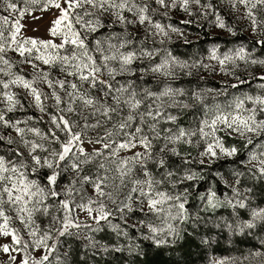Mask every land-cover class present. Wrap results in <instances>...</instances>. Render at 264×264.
Masks as SVG:
<instances>
[{
    "label": "snow or ice",
    "instance_id": "obj_1",
    "mask_svg": "<svg viewBox=\"0 0 264 264\" xmlns=\"http://www.w3.org/2000/svg\"><path fill=\"white\" fill-rule=\"evenodd\" d=\"M19 2L0 0L6 11L17 14L7 29L8 36L4 35L2 25H8L9 19L0 16V64L6 66L0 68V73L8 77L0 79V127L15 133V138L11 134L0 135V142L8 145L10 152L7 156L0 155V236L11 237V244L0 245V251L9 253L13 264L16 256L11 252L21 254L19 264H52L50 257L65 243V238L81 239L82 229L89 233L103 231L102 222L115 233L116 243H102L94 235H85L83 239L87 241L85 248H99L105 254L138 251L139 245L132 243L128 229L157 247L174 245L184 239L186 229L182 225L198 223L204 219L201 212L221 207L231 208L236 217L222 225L229 232L244 234L258 223L264 225V208L252 209L248 220L240 218V210L248 208L247 193L252 192L251 188H245L241 193L237 187L244 175L242 171H234V184L225 181L231 197L225 194L221 199L214 185L209 184L196 196L200 211L193 214L189 210L193 190L205 179L203 169L222 158L238 157L240 148L235 144L227 146L226 140L242 141L244 148L252 146L246 159L238 162L242 167L251 164L248 173L264 180V93L234 95L224 103L215 101V96L228 95L227 87L238 88L249 82L235 74L238 62L264 66V59L254 58L243 45L223 53L213 47L208 59L216 61L221 72L233 75L237 83L226 85L223 91L205 89L191 94L165 83L153 91L138 86L137 80L143 81L149 74L174 80L177 68L189 69L191 75V68L212 66L202 62L189 65L170 51L160 56L161 49L146 46L149 37H168L169 30L182 35L177 27L155 21L153 14L157 9L151 8L147 0H23L22 9ZM155 3L165 9L179 6L189 15L193 14L190 5L195 4L202 14L214 15L219 28L235 35L210 2L155 0ZM227 3L237 10L242 6L252 31L264 37V19L257 15L264 11V0H227ZM29 5H40L42 12L58 11L48 33L58 38L59 43L55 39L20 37L26 27L21 21L33 11ZM32 19L40 17L32 15ZM136 25L147 26L146 35L139 41L129 31L130 26ZM117 27L122 31H116ZM257 43L264 44V39ZM9 50L17 52L24 58L22 62L31 66L34 71L31 79L11 71L13 65L5 58ZM56 71L63 78L54 76ZM118 77L126 79L121 82ZM252 78L264 80V75ZM38 83L49 91L37 87ZM13 87L25 89L31 98L30 106L48 116L46 132L35 126L33 117L9 118V113L24 107ZM213 92L214 102L209 105L206 94ZM189 95L194 103L181 99ZM49 100L51 105L47 103ZM196 105L200 106L197 109L200 115L195 126H182L180 114ZM169 109H174L175 114ZM101 129L103 134L97 131L95 138L89 137V131ZM13 144L18 147L12 148ZM86 144L100 147L89 151ZM181 145H195L202 147V151L193 158L190 152L181 151ZM122 152L131 155L122 156ZM194 164L201 170H194ZM89 165L95 166L94 171H85ZM66 177L67 182L62 184ZM85 185L92 188L93 195H87ZM79 213H85L91 223L82 221ZM38 216L48 220L43 228L37 223ZM115 217L126 227L112 223L111 218ZM13 220L23 225L28 240L11 226ZM130 220L135 222L129 223ZM121 237L129 243L120 244ZM29 249L40 251L41 255L35 257ZM251 256L261 257L264 264V253L255 252ZM55 261L65 264L58 255ZM217 264L227 262L221 260Z\"/></svg>",
    "mask_w": 264,
    "mask_h": 264
},
{
    "label": "rangeland",
    "instance_id": "obj_2",
    "mask_svg": "<svg viewBox=\"0 0 264 264\" xmlns=\"http://www.w3.org/2000/svg\"><path fill=\"white\" fill-rule=\"evenodd\" d=\"M147 2L150 4L151 8L157 9V12L153 14V19L155 21H158L162 25H172L174 27H177L180 29V32L182 35L178 33H172L169 30V36L168 37H162V36H155V37H149V39L146 41V46L149 48H158L161 49L160 56L165 55V51H170L175 57H177L182 62H187L189 65L193 63L199 64L202 62L203 64L211 65L209 69H205L203 67H195L191 68V75L188 74L189 69H179L177 68L176 76L174 80H168L164 77H156L151 74L145 77L143 81L137 80V84L140 87H147L153 91H158L160 88L164 86L165 83H170L173 87H179L185 89L189 94L193 91H200L205 89H214L217 91H223L225 90L226 85L237 83L235 77L233 75H229L226 72H221L219 70V66L216 64V61L209 60V52L213 47H216L219 49L221 53L228 51L229 49H234L236 47H239L243 45L245 48L249 49L252 53L254 58L264 59V46L258 45L252 41H258L260 39H264V37H261L258 32L254 33L252 31L250 22L245 18V10L242 6H238L237 9H233L229 3H227V0H201V3L210 2L213 5H215L216 10L221 15V17L224 19L227 27L232 28L235 32V35L227 31V29H221L219 28L215 23V16L214 15H204L202 14V10L199 6L195 4L190 5V11L193 13L192 15H189L188 12L183 11L179 6L176 8H160L159 5L155 3V0H147ZM25 5L23 4V0H20L18 7L23 8ZM30 8L33 9L32 14H26L21 21L24 25H26L25 28L22 29V32L20 33V37H27V38H36V39H42V40H49V39H55L56 43H59L58 38H53L48 33V28L50 27V22L59 15L58 11L56 9H50L49 11L42 12L39 10L40 5H29ZM9 11H6L3 4H0V16H7L9 19L8 25H2V27L5 29L4 35L8 36L9 32L7 29L10 27L11 23L14 22L16 18V13H10L13 15H9ZM166 13V14H165ZM126 15H129V18H132L130 14L125 13ZM32 15L36 17H40V19L33 20ZM258 17L260 19H264V11H259L257 13ZM183 21H190V23H182ZM191 25V26H190ZM192 25L197 26H204L206 31L211 35L219 36L220 39L217 41H211V40H201L200 42H197V40L201 39L203 36L200 34L195 28L192 27ZM145 26H130L129 31L133 34V36L139 41L142 39L146 33H145ZM116 31H122L121 28L117 27L115 29ZM242 36L246 37V40L242 38ZM243 39V40H242ZM163 40V43H160V41ZM192 42L190 46H186V43ZM5 58L8 59L13 67L11 71L13 73L21 74L25 76L27 79H31L34 75V71L31 68V66L27 63L22 62L24 60L23 57L19 56L17 52L14 51H7L5 54ZM160 57H157L156 60L158 61ZM39 63V62H36ZM147 63V62H145ZM239 67L235 69V74L240 76L242 79L248 80V83H245L243 85H240L238 88H231L227 87L226 91L228 93L227 96L225 95H219L215 96V101L224 103L232 98L234 95H242L244 93L248 94H260L264 93V88L261 87V85H264V80L260 79H253L252 77H259L260 75H264V66L261 65H251V64H244L242 62H238ZM3 64H0V68H4ZM41 67H44L41 65ZM231 70V65L228 66ZM215 69V70H213ZM251 74V75H250ZM54 76H61V74L56 71L53 73ZM107 78V77H105ZM0 79H8L7 76H4L3 73H0ZM121 82H124L126 77H118ZM216 83H220L221 86H217ZM37 87L42 89L44 92H48L49 90L43 83H38ZM87 88V85L84 86ZM12 91H14L17 94V98L21 100V102L24 104L23 109H18L17 111L13 113H9V118L11 119H25L27 117H33V121L35 122V126L41 128L43 131H47L46 128H48V116L45 114H42L39 112L38 109L35 107L30 106V100L31 98L27 96V92L25 89L20 87H13ZM94 95H99V93H93ZM207 104H212L213 96L215 93H207ZM181 99L188 100L189 103H194L190 99V95L188 97H182ZM48 105L52 104V101L49 100ZM2 107V105H0ZM199 105H196L195 108L185 109L180 114V120L179 123L184 127H194L196 119L199 118L200 112L197 111L199 108ZM49 112H52L53 109L51 107L48 108ZM169 111H173L175 114L174 109H169ZM43 116L44 122L40 120V117ZM75 119V117H73ZM97 131L100 132V134H103V130H93L89 131V137L95 138L97 135ZM11 134L15 138V133L12 132L10 129H5L3 127H0V135L7 136ZM241 143V149H242V155L239 158V160L246 159L249 149L252 146H249V148L243 147V142ZM232 144H235L238 147V144L234 140H226V145L230 146ZM6 148L0 149V155H10L9 152V146L4 144ZM12 148L18 147V145L13 144L11 146ZM85 147L91 151L94 147H100L99 145H85ZM180 149L182 152H190L191 157L197 158L198 152L202 151V147L197 148L195 145L189 146V145H181ZM140 149H134L133 151H137ZM121 155H131V152H122ZM173 160H176L177 158L173 157ZM226 159L222 158L221 160ZM220 160V161H221ZM193 169L196 171H200L201 168L197 166V164H194ZM252 165L249 164L247 167H242L239 163H235L232 166H226L224 169H215L214 175L219 172L221 175L216 176V178L221 183V192L217 194L221 197V199L224 198L225 194L227 196L231 197L232 193L229 188L226 187L225 181L228 184H234V171H242L244 172V175L240 178L241 183L237 185L241 193H244L245 188H251L252 192L247 193L249 196L248 200V208L240 210V218L242 220H248L250 219V212L254 208H264V202H260L257 200L255 194H254V185H262L264 186V180L254 178L250 173H248L247 168H251ZM95 166L89 165L86 167L85 171L92 170L94 171ZM203 169L202 174L204 175ZM69 176L72 174L69 173ZM222 177V178H221ZM67 177L65 180H63L61 183H66ZM203 181L200 182L202 184ZM200 184L198 189L193 190V195L190 197V205L189 210L195 214L196 212L200 211V201L196 198L199 192L205 191L209 184H213V181L211 180L209 183L204 181V185L207 184L208 186L205 188L204 186H201ZM204 188V189H203ZM85 190L87 195L91 196L93 195V190L90 186L85 185ZM218 210H225L222 211V213L218 212ZM14 215V214H11ZM80 219L82 221H86L88 223H91V221L87 220L85 213H79ZM138 215V214H137ZM201 216L204 217L201 221L198 223L192 224L191 222L187 225H182L181 227L186 229V232L193 233L195 236L202 242L203 248L201 250H205V259L202 260L201 258L197 259L196 263L192 264H217V262L224 260L227 262V264H261V257H252L251 254L255 252H261L264 253V225H261L260 223L257 224V227L252 230H246L244 234H239L245 237H250L253 242L256 243L255 245H247L245 247H242L241 251H231L227 254H219V253H213L208 247L211 245L212 240L216 241L217 238H219V234L221 231H225L227 234L226 239L224 240L227 245L229 246V250H233L232 248V239L235 235L232 232H229L226 227H223L225 221L231 223L233 222L236 217L232 212V209L229 207H221L216 209L215 211H209V212H201ZM37 223L40 224L41 228H43L47 223V218L44 217H37ZM112 223H119L121 224V227H126L123 222H121L118 217L111 218ZM134 220H130L129 223H134ZM103 224V231L96 232V233H89L87 229L80 230L81 232V241L83 245V253L85 256H94V255H107L100 251L99 248L97 249H90L85 248L84 245L87 243L86 240L83 239V236L85 235H94L95 238L102 243L107 244H114L116 243V236L115 233L112 232L110 227L107 224ZM220 224V227H217L216 225ZM13 228H17L20 231V234L24 237L25 240H28L29 237L26 234V230L24 229L23 225L20 224L19 221L13 220L12 225ZM75 231V230H74ZM106 231H108L106 235ZM130 236L132 237V243L139 245V249L137 252H134L133 254H129L127 251L119 252L123 253L124 256L131 260L135 257V255L142 252V246H143V240H141L138 233H136L133 229H128ZM149 242V241H146ZM51 243V241L49 242ZM119 243L122 245H127L129 242L125 240L123 237L120 238ZM178 243V242H177ZM174 245H165L166 248H172L176 246ZM4 244H11V237H3L0 236V245ZM258 244V245H257ZM72 244L69 242V238H65V243L61 246H58V250L56 253L53 254V257H50V260L52 264H56L55 256H59L62 261H65V264H75L74 259L72 257ZM29 251L32 253L33 256L39 257L41 255L40 251H32L29 249ZM65 252H68L69 254L67 256L64 255ZM11 255L16 256L15 264H19L21 259V254L17 252H11ZM245 257H249L248 260H245ZM0 264H13L12 261L9 260V253H5L3 251H0Z\"/></svg>",
    "mask_w": 264,
    "mask_h": 264
},
{
    "label": "trees",
    "instance_id": "obj_3",
    "mask_svg": "<svg viewBox=\"0 0 264 264\" xmlns=\"http://www.w3.org/2000/svg\"><path fill=\"white\" fill-rule=\"evenodd\" d=\"M10 16L13 17L12 14L9 13ZM191 26V25H190ZM193 28H195L200 34H202V38L197 40V42H200L201 40H211V41H217L220 39L219 36L213 35L211 36L204 26H197L192 25ZM244 40H246L245 36H242ZM242 39V40H243ZM258 45L264 46V44H259L257 41H252ZM192 42L186 43V46H190ZM217 86H221L220 83H216ZM45 121L44 119L42 120ZM47 129V128H46ZM237 142L238 147L240 148V153L238 157L236 158H226L221 161H218L217 163L211 165V167H208L204 170V177L201 186H204L205 188L208 186L207 184L204 185V181L210 182L213 181L215 190L220 193L221 192V183L214 175L215 169H224L226 166H232L235 163H239V158L242 155V149H241V143L239 140H234ZM6 148L4 146L3 142H0V149ZM235 160L236 162H233ZM200 167L199 165H197ZM254 194L258 201L264 202V186L262 185H254ZM204 189V188H203ZM222 211L225 210H218V212L222 213ZM106 235L108 231L105 232ZM184 239L178 241L176 246L172 248H166V246H160L157 247L150 242L143 241L142 246V252L135 255V257L131 260H128L123 253H117V252H111L107 255H94V256H81L84 255L83 253V243L80 239H76L74 237H68L69 242L72 244V257L74 259L75 264H192L196 263L197 259L201 258L202 260L205 259V250H201L203 248L202 242L195 236L193 233L185 232L183 233ZM227 237V234L225 231H221L219 234V238L216 239V241L212 240L211 245H209V249L213 253H219V254H227L231 251H241L240 249L242 247L249 245H255L256 243L253 242V240L250 237H245L239 234H235L233 236L232 242L233 246L229 250V246L224 241ZM258 245V244H257Z\"/></svg>",
    "mask_w": 264,
    "mask_h": 264
}]
</instances>
